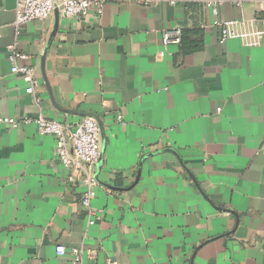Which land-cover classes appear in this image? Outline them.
Masks as SVG:
<instances>
[{
  "label": "crops",
  "instance_id": "crops-1",
  "mask_svg": "<svg viewBox=\"0 0 264 264\" xmlns=\"http://www.w3.org/2000/svg\"><path fill=\"white\" fill-rule=\"evenodd\" d=\"M218 1L217 16L201 0L60 14L49 90L41 66L55 12L20 26L18 0H0V118L74 127L89 117L106 139L90 226L55 139L0 125V264H73L72 249L81 264H264V36L222 42L214 25L263 29L264 0ZM173 27L183 44L165 48ZM13 52L36 69L33 95L11 71Z\"/></svg>",
  "mask_w": 264,
  "mask_h": 264
},
{
  "label": "built area",
  "instance_id": "built-area-1",
  "mask_svg": "<svg viewBox=\"0 0 264 264\" xmlns=\"http://www.w3.org/2000/svg\"><path fill=\"white\" fill-rule=\"evenodd\" d=\"M107 0H18L16 8V24L26 25L31 22H45L59 9L60 14L66 19L86 18L91 14L101 15ZM177 0H170L175 4ZM217 16L219 5L218 0H201ZM241 2L238 4L240 5ZM239 22H223L219 19L214 21V25L220 30L221 41L228 39H241L248 46L259 45L264 36L263 29H251L244 32L237 29ZM253 25V24H252ZM162 41L165 48L169 46L182 45L183 29L173 27L165 30L162 34ZM27 55L20 52H13L10 56L12 64L11 71L21 76L28 85V94H34L39 85V77L34 67L25 65ZM23 64H20V63ZM0 125L9 128H19L21 126L35 125L42 135H49L55 139V153L62 166L70 171L69 182H78L83 188L82 205L88 212V224L93 226L99 220V213L92 209V202L96 197L95 167L101 153L100 127L94 118H85L80 123L66 126L63 123L38 118H0ZM58 256L66 253L64 246H58ZM73 264L82 263V254L78 249H72Z\"/></svg>",
  "mask_w": 264,
  "mask_h": 264
},
{
  "label": "water",
  "instance_id": "water-1",
  "mask_svg": "<svg viewBox=\"0 0 264 264\" xmlns=\"http://www.w3.org/2000/svg\"><path fill=\"white\" fill-rule=\"evenodd\" d=\"M55 14H56V24H55V28H54V31L53 33L51 34V37H50V40L48 42V45L46 47V50L44 52V56L42 57V66H41V69H42V73H43V77H44V80H45V83H46V86L48 87V89L50 90V86H49V82H48V79H47V76H46V70H45V60H46V55L53 43V40L56 36V33L58 31V28H59V23H60V12H59V9H55ZM91 117V116H90ZM98 124H99V127H100V131L102 133V149H101V153H100V158L98 160V163H97V176H96V179L98 178V175L102 169V165H103V159H104V153H105V147H106V139L104 137V129H103V125L100 121H98Z\"/></svg>",
  "mask_w": 264,
  "mask_h": 264
},
{
  "label": "trees",
  "instance_id": "trees-1",
  "mask_svg": "<svg viewBox=\"0 0 264 264\" xmlns=\"http://www.w3.org/2000/svg\"><path fill=\"white\" fill-rule=\"evenodd\" d=\"M183 40H184V32H183ZM182 44H183V41H182ZM182 46V45H181Z\"/></svg>",
  "mask_w": 264,
  "mask_h": 264
}]
</instances>
